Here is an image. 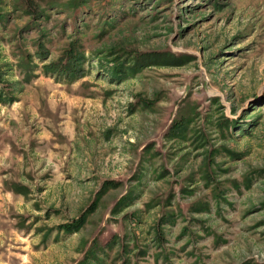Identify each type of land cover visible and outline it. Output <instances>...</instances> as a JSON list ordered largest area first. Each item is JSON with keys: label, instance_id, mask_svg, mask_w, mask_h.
<instances>
[{"label": "rangeland", "instance_id": "obj_1", "mask_svg": "<svg viewBox=\"0 0 264 264\" xmlns=\"http://www.w3.org/2000/svg\"><path fill=\"white\" fill-rule=\"evenodd\" d=\"M0 264H264V0H0Z\"/></svg>", "mask_w": 264, "mask_h": 264}, {"label": "trees", "instance_id": "obj_2", "mask_svg": "<svg viewBox=\"0 0 264 264\" xmlns=\"http://www.w3.org/2000/svg\"><path fill=\"white\" fill-rule=\"evenodd\" d=\"M72 49L69 48L67 56L65 61H63V63H56V62H51L50 64L45 65V68H48L52 71L57 70L60 71V73H62L63 71H65L68 75H70L71 73H75L76 71L81 70V57L82 54L79 53H71ZM107 73H109V75L115 76V75H122L124 73V70L121 69H116V68H111L107 70ZM65 75V74H64ZM239 129V128H238ZM79 222H73L71 224H64V228L67 230H74L78 227Z\"/></svg>", "mask_w": 264, "mask_h": 264}]
</instances>
